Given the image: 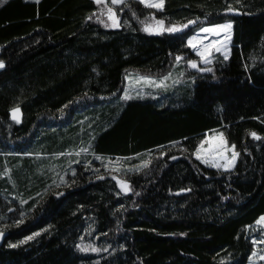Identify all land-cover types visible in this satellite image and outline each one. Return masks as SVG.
<instances>
[{
	"label": "trees",
	"instance_id": "1",
	"mask_svg": "<svg viewBox=\"0 0 264 264\" xmlns=\"http://www.w3.org/2000/svg\"><path fill=\"white\" fill-rule=\"evenodd\" d=\"M111 7L119 29L94 0L0 5V264H247L264 217V0ZM153 16L194 23L147 33ZM228 20L229 56L212 72L180 69L186 84L157 99L120 98L129 71L197 62L187 39ZM214 131L236 145L229 171L194 158Z\"/></svg>",
	"mask_w": 264,
	"mask_h": 264
},
{
	"label": "snow or ice",
	"instance_id": "2",
	"mask_svg": "<svg viewBox=\"0 0 264 264\" xmlns=\"http://www.w3.org/2000/svg\"><path fill=\"white\" fill-rule=\"evenodd\" d=\"M6 2H7V0H0V5H2L3 3H6ZM237 2H239V0H237ZM94 3L97 5H103L104 9L106 10V12H102L101 15L106 14L108 17V20L111 21V24L106 23L105 21L101 20L99 16H97V19L100 20V22L103 23L106 28L107 27L117 28L120 26L116 11L114 10L113 7L108 6V4L106 3V0H94ZM122 3H123V0H111L112 5H119ZM140 3L145 5V7H148V8H155V9H161L162 10L164 8L165 0H140ZM235 10L236 9H234L231 6V4H229L225 9V11H227V12H233ZM91 18L92 17H89L88 19H91ZM152 19L154 20V24H145L144 31L149 32V33L160 32L163 30L173 32V31L182 30L183 28L187 27V25L194 23V21L188 20L187 24H180V25L173 24L170 27L165 28L164 27V20L156 19L155 16H153ZM141 23H145V21H141ZM232 29H233V21L228 20L224 23H215V24H210L207 27H202V28H200V32L204 33V34L212 33L216 36H219L221 33H224L225 34L224 39L227 42L231 39ZM204 38H206V37L190 38L188 40V46L192 49H195L196 55L200 58V60L204 64H211L212 63L211 57L213 55V50H215L216 52L221 51V48H224L226 50L227 49V43L225 42L224 44H221L220 40L216 39V40H212L210 43L205 45L202 43V40ZM198 43L201 44L200 47H197ZM181 59H182V57H180V56L176 57L177 61H179ZM224 59L225 60L228 59L227 54L224 55ZM187 65L193 69L199 68V65L197 64L196 60H193V59H188ZM4 68H5V63L3 60H0V69H4ZM199 71L210 73V72H212V68H199ZM164 79L166 80L167 77H165ZM122 99H131V96L128 95L127 93H125V96ZM10 111L13 113V119H15V113L19 112L20 109L19 108H12V109H10ZM251 135L253 138H255L257 140L260 139V136L255 131H253L251 133ZM203 143L204 142L202 141L201 145H203ZM227 144H228V142L221 135L220 141L216 146L209 148L207 150H203L202 147H198L196 149L194 155L196 156L197 160H200L205 165H210L214 168H223L224 170L227 171L233 166L234 161L239 156V153L235 150L236 145L233 144V145H231V148H232L231 158L229 159L228 157H226L225 152L228 151ZM162 155H163V153H162ZM172 158L174 159L175 157H172ZM97 159H99V157H97ZM100 178H103V177H100ZM117 183L121 186L123 191H125V192L130 191V188H129V185L127 182L122 181V180H118ZM260 220H264V217H261ZM0 236H3L2 232H0ZM27 239L30 240V239H32V237L29 236V237H27ZM253 243H255V241ZM9 246L10 247H16L17 245L11 244ZM82 250L88 251L89 249L84 248ZM91 251L95 252V251H98V249L91 248ZM252 255L256 256L257 253L254 251L252 253ZM259 258H260V260H264V255H261Z\"/></svg>",
	"mask_w": 264,
	"mask_h": 264
},
{
	"label": "rangeland",
	"instance_id": "3",
	"mask_svg": "<svg viewBox=\"0 0 264 264\" xmlns=\"http://www.w3.org/2000/svg\"><path fill=\"white\" fill-rule=\"evenodd\" d=\"M127 1H129V0H123L122 4H124ZM133 1H137V2L140 3V0H133ZM106 3L108 4V6H109V4L111 6H115V5L111 4V0H106ZM119 5H121V4H119ZM119 5H117V6H119ZM99 6H101L103 8V12H106V10L104 9L103 5H99ZM143 6H145V5H143ZM151 9L161 10V9H155V8H151ZM104 18H105V20H106V22L108 24H111V21L108 20V17H107L106 14H104ZM119 24H120V21H119ZM152 24H154V22ZM119 27H117V28L109 27V28H111V29H119ZM202 27H207V26L198 27L195 30L194 34L191 35L187 39V42H186L187 46H188V40L190 38H193V37H206V38H204L202 40V43L205 44V45L210 43L212 40H216V39L220 40L221 44H224L226 42L225 39H224V37H225L224 33H221L219 36H216V35H214L212 33L204 34V33L200 32V28H202ZM147 33H149V32H147ZM231 37H232V35H231ZM226 43H227V49L226 50L224 48H221V51H219V52H216L215 50H213V55L211 57V59H212V63L211 64H204L200 60V58L196 55L195 49H192L189 46L188 47L197 56V64L199 65V68H207L210 65H212L216 61V59L219 60V58H220L222 60H225L224 59V55L225 54H227L229 56L231 39L229 41H227ZM200 46H201V44L198 43L197 47H200ZM216 57H218V58H216ZM199 68L193 69V68L189 67L186 64H183V66H181L180 63H177L176 65L173 66L174 71L171 74L165 76V77H167L166 80L164 79L165 77H163V78H150V77H146V76L140 75V74H138V73H136L134 71H129L127 73L126 77H125V83H124L123 89L121 90L120 98L122 99L125 96V93H127L128 95L131 96V99H136V98L142 99V98H146V97H149V96L151 98H153V99H157L156 93H159L161 90L164 91L167 88H171V87L174 88V87H176V83L177 82H178V84H180L182 86L184 84H186V82H184V80H183L184 78L183 79L181 78V76L183 74H186V73L183 70H180V69H190L189 71L191 72V74H193L195 72H201V71H199ZM202 73H204V72H202ZM187 77H189V76H187ZM185 79H187V78L185 77ZM123 100H129V99H123ZM221 135L224 138V134L222 132H219V131L206 133L204 135V138L201 139V141L199 142L197 148L198 147H202L203 150H207L209 148H212V147L216 146L219 143V141H220ZM202 141L204 142L203 145H201ZM227 146H228V151L225 152V156L230 159L231 155H232V148H231V145H229V144H227ZM54 157L55 158L56 157L57 158H61L60 154H58V155H56ZM194 158L196 159L195 155H194ZM236 160L234 161L233 166L229 170H231L234 167V165L236 163ZM197 161H199L201 164L205 165L200 160H197ZM69 163L70 162H66V164L64 165V168L66 170H68V168H69V165H70ZM205 166L209 167V168H214V167H212L210 165H205ZM215 169L226 171L223 168H215ZM229 170H227V171H229ZM252 230L253 231H260V237H257L255 239L254 238L251 239L252 242L255 241V243H253L252 253L255 251L257 253V255L253 256L252 253H251V256L248 259L247 264H264V260H260V258H259L261 255H264V220H260L259 219V221L252 227ZM78 246L79 247L77 249L81 253H96V254L99 253V251H95V252L91 251V248H95L92 243H86V244L80 243ZM84 248H88L89 250L88 251H83L82 249H84Z\"/></svg>",
	"mask_w": 264,
	"mask_h": 264
},
{
	"label": "water",
	"instance_id": "4",
	"mask_svg": "<svg viewBox=\"0 0 264 264\" xmlns=\"http://www.w3.org/2000/svg\"><path fill=\"white\" fill-rule=\"evenodd\" d=\"M5 236H6L5 233H3V236H0V244L2 243V241H3V239H4Z\"/></svg>",
	"mask_w": 264,
	"mask_h": 264
}]
</instances>
